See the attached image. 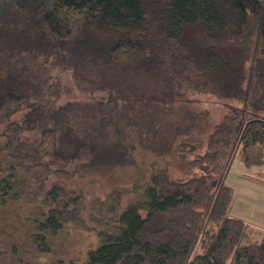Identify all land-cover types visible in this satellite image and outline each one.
<instances>
[{
	"label": "trees",
	"instance_id": "obj_1",
	"mask_svg": "<svg viewBox=\"0 0 264 264\" xmlns=\"http://www.w3.org/2000/svg\"><path fill=\"white\" fill-rule=\"evenodd\" d=\"M56 63L94 106L51 123ZM197 94L240 106L212 124ZM138 149L149 175L125 206L128 189L111 192L86 264H264V231L231 214L225 182L236 154L264 165V0H0V202L48 206L40 252L81 218L69 167L126 166Z\"/></svg>",
	"mask_w": 264,
	"mask_h": 264
},
{
	"label": "rangeland",
	"instance_id": "obj_2",
	"mask_svg": "<svg viewBox=\"0 0 264 264\" xmlns=\"http://www.w3.org/2000/svg\"><path fill=\"white\" fill-rule=\"evenodd\" d=\"M60 65L56 63L52 71L54 75L60 76V86L55 89L59 94H45L44 98L48 101L47 119L51 123L79 115L81 109L88 110L90 106H94L90 104L92 98L76 86L70 73ZM194 100L199 107L208 109L212 124L222 119L230 109L240 106L238 101H220L204 94L195 95ZM23 112L13 115V118H21ZM202 137L204 142L199 152L206 149L208 140L207 134ZM152 158H154L152 154H144L138 149L132 153L134 159L132 164L117 166L110 170L91 169L89 166L87 169L82 168V165L72 164L69 168H78V172L71 178H61V181L66 182L69 189H77L82 193L81 218L77 222H67L56 235L48 237L51 244V250L48 252H40L32 239L34 223L44 218L48 206L40 200L29 202L23 196L4 204L0 202V264H50L61 259L65 264H86L89 250L96 248L100 243L98 230L102 224L97 216L100 214L103 218V215L109 214L107 208L111 192L119 187L128 189V193L123 197L122 206L138 196L141 190L140 182L145 181L144 177L149 175ZM160 163L163 164V160ZM169 170L173 177L188 176L176 160L170 165ZM197 170L195 168L194 171ZM262 174L264 165L246 166L236 154L225 175V182L233 187L235 194L231 214L251 220L249 222L256 228L254 235L256 238H260V233L264 231ZM51 181L52 179L49 184Z\"/></svg>",
	"mask_w": 264,
	"mask_h": 264
},
{
	"label": "crops",
	"instance_id": "obj_3",
	"mask_svg": "<svg viewBox=\"0 0 264 264\" xmlns=\"http://www.w3.org/2000/svg\"><path fill=\"white\" fill-rule=\"evenodd\" d=\"M261 176L264 177V174H262ZM235 216H237V215H235ZM238 217H241V216H238ZM241 218H243V217H241ZM244 219L247 220V221H250V222H251V220H248V219H246V218H244Z\"/></svg>",
	"mask_w": 264,
	"mask_h": 264
}]
</instances>
